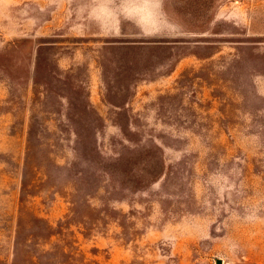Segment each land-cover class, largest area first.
<instances>
[{
	"label": "rangeland",
	"instance_id": "rangeland-1",
	"mask_svg": "<svg viewBox=\"0 0 264 264\" xmlns=\"http://www.w3.org/2000/svg\"><path fill=\"white\" fill-rule=\"evenodd\" d=\"M264 264V0H0V264Z\"/></svg>",
	"mask_w": 264,
	"mask_h": 264
},
{
	"label": "water",
	"instance_id": "water-1",
	"mask_svg": "<svg viewBox=\"0 0 264 264\" xmlns=\"http://www.w3.org/2000/svg\"><path fill=\"white\" fill-rule=\"evenodd\" d=\"M219 264H222V262H221V261H219Z\"/></svg>",
	"mask_w": 264,
	"mask_h": 264
}]
</instances>
